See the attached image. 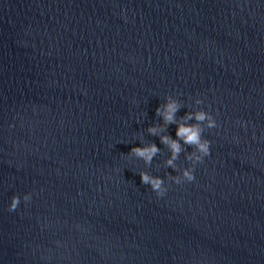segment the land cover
Instances as JSON below:
<instances>
[{"label": "water", "instance_id": "1", "mask_svg": "<svg viewBox=\"0 0 264 264\" xmlns=\"http://www.w3.org/2000/svg\"><path fill=\"white\" fill-rule=\"evenodd\" d=\"M165 95L219 127L157 197ZM0 264H264V0H0Z\"/></svg>", "mask_w": 264, "mask_h": 264}, {"label": "clouds", "instance_id": "2", "mask_svg": "<svg viewBox=\"0 0 264 264\" xmlns=\"http://www.w3.org/2000/svg\"><path fill=\"white\" fill-rule=\"evenodd\" d=\"M203 103L201 98H194L193 104ZM184 107L182 101L174 95H165L162 103H158L155 108V114L160 117V123H152L147 128V133L158 136L160 143L167 146L168 155L164 159V166L171 167L175 174L165 173V177L153 175L149 171L141 169L138 173L140 182L148 185L157 197H162L167 191L166 179L175 184L181 182H190L194 180V170L198 163L203 162L204 158L210 153L211 141L204 137L202 133L205 128L212 129L219 127L216 118L211 112L203 108H193L185 111L182 116L177 117L178 110ZM191 121V122H190ZM240 126H244V121H240ZM174 124L175 138L170 135L167 128ZM237 137H233L236 141ZM184 145L191 146V151H185ZM161 151L155 142L141 143L133 145L127 156L142 159L145 165L152 162L153 158ZM183 153L184 159L190 163L187 166H178L176 163ZM178 170V171H177ZM32 192L23 194H13L7 204L8 211H14L21 200L25 203L32 199Z\"/></svg>", "mask_w": 264, "mask_h": 264}]
</instances>
